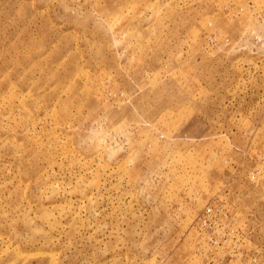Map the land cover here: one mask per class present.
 <instances>
[{
    "label": "rangeland",
    "instance_id": "obj_1",
    "mask_svg": "<svg viewBox=\"0 0 264 264\" xmlns=\"http://www.w3.org/2000/svg\"><path fill=\"white\" fill-rule=\"evenodd\" d=\"M0 264H264V0H0Z\"/></svg>",
    "mask_w": 264,
    "mask_h": 264
}]
</instances>
